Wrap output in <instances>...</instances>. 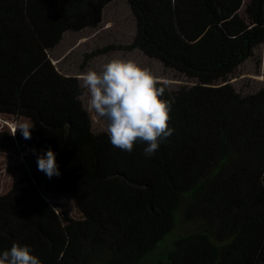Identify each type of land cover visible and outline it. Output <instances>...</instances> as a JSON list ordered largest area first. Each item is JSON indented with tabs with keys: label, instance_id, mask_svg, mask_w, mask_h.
I'll use <instances>...</instances> for the list:
<instances>
[{
	"label": "trees",
	"instance_id": "16d2710c",
	"mask_svg": "<svg viewBox=\"0 0 264 264\" xmlns=\"http://www.w3.org/2000/svg\"><path fill=\"white\" fill-rule=\"evenodd\" d=\"M112 1L0 0V114L33 125L30 139L0 132V149L24 151V181L84 213L66 216L61 250L44 231L56 220L48 203L23 217L49 244L42 264H264V85L242 94L228 79L264 43V0H248L246 15L244 0H127L138 22L128 48L195 79L173 92L158 82L174 132L151 157L95 132L80 80L51 58L66 31L99 26ZM48 149L61 173L51 179L37 164ZM180 210L204 228L154 255ZM17 242L0 230V253Z\"/></svg>",
	"mask_w": 264,
	"mask_h": 264
},
{
	"label": "rangeland",
	"instance_id": "374dc122",
	"mask_svg": "<svg viewBox=\"0 0 264 264\" xmlns=\"http://www.w3.org/2000/svg\"><path fill=\"white\" fill-rule=\"evenodd\" d=\"M244 0L242 13L246 15ZM130 3L127 0H113L103 11V19L99 26L86 27L81 31H66L63 40L50 51L53 62L63 74L80 77L86 69H99L111 58H130L148 67L164 83L168 90L176 91L180 87L194 84L195 79L165 66L163 62L147 55L138 48H128L135 39L138 22ZM232 86L242 94L256 92L264 85V43L255 48L252 57L241 63L229 75ZM84 107L92 118L95 132L104 131L106 121L88 109V98L85 90L81 95ZM29 122L25 117L0 114V132H9L20 123ZM27 155L18 147L10 150L0 149V230L17 238L21 245L30 246L32 253L43 262L49 254V244L34 230H24L23 217L39 212V203L44 200L56 213V220L47 224L45 232L57 242L59 250L65 246L66 216L79 219L84 213L79 200L70 195H55L36 182H25L27 171ZM178 224L168 234L159 248L172 246L173 241L182 234L199 231L204 228L201 221H187L180 210Z\"/></svg>",
	"mask_w": 264,
	"mask_h": 264
},
{
	"label": "clouds",
	"instance_id": "9594fccd",
	"mask_svg": "<svg viewBox=\"0 0 264 264\" xmlns=\"http://www.w3.org/2000/svg\"><path fill=\"white\" fill-rule=\"evenodd\" d=\"M80 79L88 109L106 121L105 133L112 146L132 152L136 143H142L147 145L143 149L145 156L151 157L161 142L172 136L171 102L162 98L166 86H158V78L148 67L130 58H111L99 69H86ZM32 127L30 122L20 123L12 134L19 129L25 139H30ZM37 164L49 179L61 174L51 149L38 156ZM0 264L42 262L30 246L17 242L0 253Z\"/></svg>",
	"mask_w": 264,
	"mask_h": 264
}]
</instances>
